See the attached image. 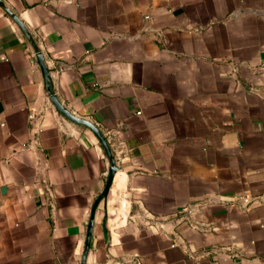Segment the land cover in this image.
Segmentation results:
<instances>
[{"label": "crops", "instance_id": "obj_1", "mask_svg": "<svg viewBox=\"0 0 264 264\" xmlns=\"http://www.w3.org/2000/svg\"><path fill=\"white\" fill-rule=\"evenodd\" d=\"M0 1V264H264V0Z\"/></svg>", "mask_w": 264, "mask_h": 264}, {"label": "water", "instance_id": "obj_2", "mask_svg": "<svg viewBox=\"0 0 264 264\" xmlns=\"http://www.w3.org/2000/svg\"><path fill=\"white\" fill-rule=\"evenodd\" d=\"M7 11L11 13V11H9L8 9H7ZM12 15H13L14 19L19 23V25L21 26V28L23 29V31L27 35V37L32 41V43H34L33 38L31 36V34L29 33L28 29L25 27V25L20 21V19L16 15H14V14H12ZM37 57H38V61H39L40 65H41V67L43 69V73H44V76H45L46 85L49 88L50 95H51V99L54 101V103L57 106V108L60 111H62L65 115H67L69 118L74 119V120H76L78 122L85 123L86 125L90 126L97 133V135L100 137V139L102 140V143L105 145L106 150H107L108 154L110 155V157H111V159L113 161V167L111 169V175H110V178H109V181L107 183V186H106L105 191L100 196V199H101V198L107 196V194L109 192V188H110L111 183H112L113 178H114L115 170H116L115 160H114V158L112 156V153H111L110 147H109V145L107 143V140L104 138V136L102 135V133L98 130V128L95 125H93L90 121H88L86 119H83L81 117H78L76 115H73L72 113H70L69 111H67L63 107V105L58 101L57 97L50 90L49 71H48L47 65H46V63L44 61V58H43L42 54L39 51H37ZM91 230H92V222L90 224L89 237H88V241H87L86 251H85V253L83 255V264H85V257H86L87 250H88L89 245H90Z\"/></svg>", "mask_w": 264, "mask_h": 264}]
</instances>
